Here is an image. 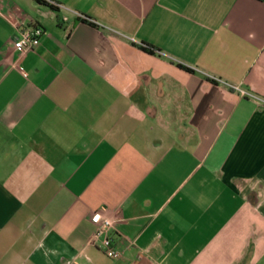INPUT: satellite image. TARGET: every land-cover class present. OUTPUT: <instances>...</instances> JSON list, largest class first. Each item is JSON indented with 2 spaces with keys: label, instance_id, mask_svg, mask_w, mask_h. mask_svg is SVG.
<instances>
[{
  "label": "crops",
  "instance_id": "obj_1",
  "mask_svg": "<svg viewBox=\"0 0 264 264\" xmlns=\"http://www.w3.org/2000/svg\"><path fill=\"white\" fill-rule=\"evenodd\" d=\"M263 259L264 0H0V264Z\"/></svg>",
  "mask_w": 264,
  "mask_h": 264
},
{
  "label": "built area",
  "instance_id": "obj_2",
  "mask_svg": "<svg viewBox=\"0 0 264 264\" xmlns=\"http://www.w3.org/2000/svg\"><path fill=\"white\" fill-rule=\"evenodd\" d=\"M67 20V19H65ZM44 30L39 26H17V36L14 40V48L20 52L33 50L41 41ZM242 96L251 97L252 95L235 87ZM90 221L96 226L89 245L95 246L102 250L109 258L117 259L121 256L114 236H122L117 227V220L106 217L103 213L92 212Z\"/></svg>",
  "mask_w": 264,
  "mask_h": 264
},
{
  "label": "trees",
  "instance_id": "obj_3",
  "mask_svg": "<svg viewBox=\"0 0 264 264\" xmlns=\"http://www.w3.org/2000/svg\"><path fill=\"white\" fill-rule=\"evenodd\" d=\"M141 47V49L142 50H144V51H146V52H148V53H151V54H153L154 53V50H153V48H150V47H148V46H140ZM180 67H182V66H180ZM182 68H184V69H186V70H189L188 68H185V67H182Z\"/></svg>",
  "mask_w": 264,
  "mask_h": 264
},
{
  "label": "rangeland",
  "instance_id": "obj_4",
  "mask_svg": "<svg viewBox=\"0 0 264 264\" xmlns=\"http://www.w3.org/2000/svg\"><path fill=\"white\" fill-rule=\"evenodd\" d=\"M258 264H264V259H263V260H261V261H260V263H258Z\"/></svg>",
  "mask_w": 264,
  "mask_h": 264
}]
</instances>
